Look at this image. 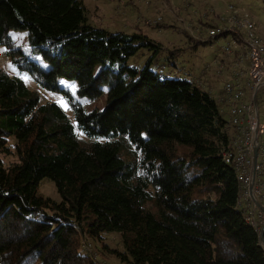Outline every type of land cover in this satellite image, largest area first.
<instances>
[{
    "label": "trees",
    "instance_id": "trees-1",
    "mask_svg": "<svg viewBox=\"0 0 264 264\" xmlns=\"http://www.w3.org/2000/svg\"><path fill=\"white\" fill-rule=\"evenodd\" d=\"M153 43L86 25L81 0H0V53L12 71L0 67V158L14 157L0 159V264H99L80 253L78 235L121 264H264L247 200L221 160L225 106L149 61L126 66ZM23 76L66 109L41 103ZM104 91L103 108L87 109ZM44 178L58 203L38 193ZM111 234L120 251L103 244Z\"/></svg>",
    "mask_w": 264,
    "mask_h": 264
},
{
    "label": "rangeland",
    "instance_id": "rangeland-1",
    "mask_svg": "<svg viewBox=\"0 0 264 264\" xmlns=\"http://www.w3.org/2000/svg\"><path fill=\"white\" fill-rule=\"evenodd\" d=\"M81 2L85 8L86 25L110 34H130L135 31L154 42L153 45L156 48L142 47L127 58L125 61L127 67L140 69L149 61V69L160 77L186 80L210 92L219 109L221 104L216 101V96L221 90L226 79L224 74L226 75L227 72L223 74L221 71L218 74L217 67L231 58L221 52V47H224L230 38L227 35L210 40L207 37L209 27L228 28L230 13H236L239 17L246 15L245 17L253 22L255 33L264 32V0H152L146 14H143V11L139 12L141 5L137 0H81ZM157 2L161 9L154 7ZM168 7L172 13H167L166 8ZM157 15L161 17L163 28L143 26L145 20L155 19ZM183 31L192 37L191 45L197 44H193L194 48L191 46L188 48L187 37L182 34ZM12 37L21 44V47L25 45L26 39L22 32H13ZM209 40L210 43L200 44ZM172 50L177 52L169 56L168 52ZM0 67L8 75L12 74L7 60L2 57L1 53ZM96 70H98L97 67ZM23 81L29 89L38 93L41 103L54 102L66 109L59 95L37 87L25 76H23ZM60 82L72 91L76 89L74 83ZM255 95L256 106L261 118L264 114V86L260 87ZM105 97L104 91L86 108L101 110L105 104ZM222 118L226 121L227 114L222 115ZM0 159L5 165L14 161L12 155ZM260 181L264 184V175ZM37 191L56 203L60 201L53 183L46 178L39 182ZM78 236L81 245L80 253L89 254L99 264H121L112 254L107 253L108 250L100 252V245L97 242L88 240L84 236ZM102 242L108 249L121 250L120 239L114 234L104 236Z\"/></svg>",
    "mask_w": 264,
    "mask_h": 264
},
{
    "label": "built area",
    "instance_id": "built-area-1",
    "mask_svg": "<svg viewBox=\"0 0 264 264\" xmlns=\"http://www.w3.org/2000/svg\"><path fill=\"white\" fill-rule=\"evenodd\" d=\"M137 1L141 6L150 4V0ZM245 16L230 13L228 28H210L207 37L212 40L225 34L224 37L228 35L230 38L221 47V52L228 56L233 54V57L227 65L221 63L217 67L218 74L227 71L216 96V101L225 106L227 114L223 126L227 142L220 155L222 162L231 165L235 171L240 190L238 198L247 200L246 222L258 237L264 222V195L259 196L263 186L260 178L264 175V115L261 118L258 115L255 94L264 86V41L256 35L253 22ZM160 23L161 17L157 16L145 20L143 26L152 27Z\"/></svg>",
    "mask_w": 264,
    "mask_h": 264
},
{
    "label": "water",
    "instance_id": "water-1",
    "mask_svg": "<svg viewBox=\"0 0 264 264\" xmlns=\"http://www.w3.org/2000/svg\"><path fill=\"white\" fill-rule=\"evenodd\" d=\"M253 103H254V100H253ZM255 155H256V148L254 147V149L252 150V163L253 164H254V161H255ZM263 229H264V222H263L262 228L260 229V232L258 234V242H259V246H260V248L262 250L264 249V241H263V238H262Z\"/></svg>",
    "mask_w": 264,
    "mask_h": 264
},
{
    "label": "crops",
    "instance_id": "crops-1",
    "mask_svg": "<svg viewBox=\"0 0 264 264\" xmlns=\"http://www.w3.org/2000/svg\"><path fill=\"white\" fill-rule=\"evenodd\" d=\"M154 7L156 8V9H158V8H160L159 7V5H158V2H157V5H154ZM158 7V8H157ZM141 10H144V9H142L141 7L139 8V12L141 13ZM144 14V13H143ZM166 15V14H165ZM172 18V17H171ZM256 35L262 40V41H264V32L262 33V32H260V31H258V33H256ZM229 56H231V57H233V54L232 55H229ZM228 64V62H227V60L224 62V65H227ZM227 72V71H226ZM209 94H210V92H208ZM211 96V95H210ZM220 112H223L224 111V105H221V107H220ZM222 115H224V114H222ZM264 239V238H263Z\"/></svg>",
    "mask_w": 264,
    "mask_h": 264
},
{
    "label": "clouds",
    "instance_id": "clouds-1",
    "mask_svg": "<svg viewBox=\"0 0 264 264\" xmlns=\"http://www.w3.org/2000/svg\"><path fill=\"white\" fill-rule=\"evenodd\" d=\"M162 24V23H161ZM262 238H264V237H262ZM263 241H264V239H263Z\"/></svg>",
    "mask_w": 264,
    "mask_h": 264
}]
</instances>
